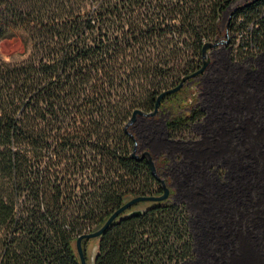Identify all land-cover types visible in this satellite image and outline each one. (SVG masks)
Masks as SVG:
<instances>
[{"label":"trees","instance_id":"1","mask_svg":"<svg viewBox=\"0 0 264 264\" xmlns=\"http://www.w3.org/2000/svg\"><path fill=\"white\" fill-rule=\"evenodd\" d=\"M231 1L0 0V39L21 30L27 49L0 54V264H82L80 234L130 198L163 192L146 158L131 155L125 124L201 66ZM231 12L225 28L263 45L264 0ZM182 99L190 110L167 120L171 135L203 114L194 97ZM135 207L145 211L125 215ZM131 208L96 236L95 264H183L192 255L187 211L171 188Z\"/></svg>","mask_w":264,"mask_h":264},{"label":"crops","instance_id":"2","mask_svg":"<svg viewBox=\"0 0 264 264\" xmlns=\"http://www.w3.org/2000/svg\"><path fill=\"white\" fill-rule=\"evenodd\" d=\"M211 57L199 104L207 132L194 142L155 135L151 146L168 148L171 157L219 158L227 169L221 177L209 166L197 168L205 186L173 189L176 200L189 206L193 257L188 264H264V189L258 184L264 174V48L241 58L220 48ZM211 130L220 133L210 137Z\"/></svg>","mask_w":264,"mask_h":264},{"label":"rangeland","instance_id":"3","mask_svg":"<svg viewBox=\"0 0 264 264\" xmlns=\"http://www.w3.org/2000/svg\"><path fill=\"white\" fill-rule=\"evenodd\" d=\"M247 0H232L228 7L224 10L221 23H220V30L222 32L221 40L224 39V32L226 23L228 20L229 13L233 10V8L245 2ZM25 32L21 30H15L12 33H10L7 36H4L0 39V54L6 57H22L27 53L26 45L24 42L25 38ZM220 48H226L230 49V46L226 42H219L216 46L209 49V56L210 61L207 64L206 68L198 75H195L191 77L183 87V91L180 93L174 95L169 101H166L162 106H160L158 112L155 115H138L135 121L129 126L131 129L130 131L134 134V140L137 142V150H149L153 157L156 160H160L162 163L161 170H160V176H162L165 181L168 179V182L166 181L167 185L172 190V197L176 200L175 194L173 192V189H175V186L180 187H188L193 186V183H198L199 186H205L204 178L201 176V173H197V168L203 167L204 169L209 168L211 170L208 171H218L219 175L223 177V175L226 173V167L221 166V161L219 158H213L207 159L206 157L200 158L197 156V158L193 159L194 157H186L182 153L175 154L174 157H171L169 155L168 148H165V150H153L151 146V140H153L156 136H163L172 139V137H180L183 139H187V141L194 142V140H197V138H200L201 135L205 131L203 128L205 121H203V118H200L198 123V119L196 122L193 123L192 131H186L184 133H176L174 135H171L169 132V129L167 127V120L174 115V113H187L189 112L190 108L188 105L183 103L182 98H195V102L193 103L194 107H199L200 101H203V81H204V75L205 71H207V68L209 67L211 61H213V58L211 57V51L220 49ZM259 52V51H258ZM257 52V53H258ZM232 54V51H231ZM256 53H253L255 55ZM252 55V54H249ZM234 56V55H233ZM235 57V56H234ZM239 58V57H235ZM241 58V57H240ZM200 108V107H199ZM201 109V108H200ZM208 113V112H207ZM201 129H196V126H200ZM219 130H211L210 131V137L217 136L219 134ZM201 134V135H200ZM157 147H166L165 144L156 143ZM264 147H262V150ZM189 158V159H188ZM221 166V167H219ZM261 167L264 168V158L262 161ZM263 172V171H262ZM203 175V174H202ZM201 177V178H200ZM204 181V182H203ZM201 183V184H200ZM258 184L261 189H264V174L261 175L260 181H258ZM188 185V186H185ZM174 187V188H173ZM264 198V194H263ZM178 203L183 204L185 207L187 213L189 206L188 204L183 200L179 201ZM152 204L150 201L142 202L140 205L147 206ZM264 205V200L263 204ZM190 211V210H189ZM188 215V214H187ZM195 220V216L193 218V221ZM97 242V237L90 238L86 244L88 256L90 257L92 253V248ZM192 256V255H191ZM191 256L188 257L186 260L183 261V264H188L191 261ZM193 257V256H192Z\"/></svg>","mask_w":264,"mask_h":264},{"label":"water","instance_id":"4","mask_svg":"<svg viewBox=\"0 0 264 264\" xmlns=\"http://www.w3.org/2000/svg\"><path fill=\"white\" fill-rule=\"evenodd\" d=\"M251 1V0H249ZM219 42H214V41H206L203 46H202V64L201 66L193 71L192 73L186 74L184 75L179 83L175 86L169 87L164 89L158 96L154 105V108L152 110H144L142 108H135L131 114V116L129 117L128 121L125 124V128L126 130L129 132V134L132 136V138L134 139V134L129 130V126H131V124L135 121V119L137 118L138 115H155L159 108H160V104L162 101V98L169 94L172 93L178 89H180L191 77L200 74L207 66V64L210 61V56H209V49L216 46ZM137 142L136 140H134V146L131 152V155L137 158H146V160L149 163V166L151 168L152 173L161 181L162 185H163V192L161 194L155 195V194H142V195H137L134 196L132 198H130L128 201H126L121 207H119L117 210H115L108 218L107 220L96 230L91 231V232H85L82 233L78 236L77 240H76V247L79 253V256L81 258V263L82 264H88V260L86 258L85 255V251H84V245H83V239L86 237H96L99 236L105 229L106 227L123 211L131 208L135 203L142 201V200H161L164 199L166 197H168L169 193H170V187L167 185L165 179L160 176V174L158 173L157 170V166H156V161L155 158L153 157V155L151 154V152L149 150H142V151H138L137 150ZM145 211L144 207H135V208H131L126 212V216H130V215H138L141 214L142 212ZM97 247L98 245L95 244L92 248V253H91V262L92 264H95V258H96V254H97Z\"/></svg>","mask_w":264,"mask_h":264},{"label":"built area","instance_id":"5","mask_svg":"<svg viewBox=\"0 0 264 264\" xmlns=\"http://www.w3.org/2000/svg\"><path fill=\"white\" fill-rule=\"evenodd\" d=\"M249 1V0H247ZM232 12L229 13L228 19L231 17ZM241 19V17L239 18ZM255 23L250 22L248 26V30L253 31L255 28ZM259 28V26H257ZM224 39L219 42H226L232 51L235 52V54L239 56L244 54H253L260 51L263 47V45L259 44V42H254L251 40L249 43L247 42V34L244 33L242 30H230L228 27L225 28L224 32Z\"/></svg>","mask_w":264,"mask_h":264}]
</instances>
